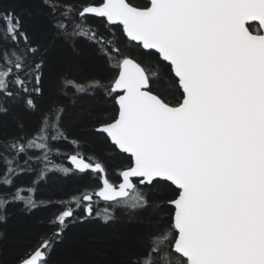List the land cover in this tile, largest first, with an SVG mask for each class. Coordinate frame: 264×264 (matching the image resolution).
I'll return each instance as SVG.
<instances>
[{
  "label": "snow or ice",
  "instance_id": "1",
  "mask_svg": "<svg viewBox=\"0 0 264 264\" xmlns=\"http://www.w3.org/2000/svg\"><path fill=\"white\" fill-rule=\"evenodd\" d=\"M33 2L34 11L0 6V118L17 128L0 134V186L11 189L0 191V222L11 203L43 205L36 194L51 174L88 175L98 187L48 201L55 231L14 264H49L70 225L116 223L117 209L139 226L135 241L93 249L91 264H264V0ZM89 18H103L109 35ZM80 40L96 46L109 80L66 70L53 55L58 42L79 55ZM93 102H111L116 114L92 118ZM81 103L75 118L88 116L87 131L128 154L119 183L82 151L86 137L69 138L67 113ZM25 173L32 181L17 184Z\"/></svg>",
  "mask_w": 264,
  "mask_h": 264
},
{
  "label": "trees",
  "instance_id": "2",
  "mask_svg": "<svg viewBox=\"0 0 264 264\" xmlns=\"http://www.w3.org/2000/svg\"><path fill=\"white\" fill-rule=\"evenodd\" d=\"M79 2V0H76ZM136 4L143 5L146 0H134ZM2 7H16L19 11L21 6L27 7L30 10L35 9L36 5L33 0H0ZM41 17L33 16L31 23L33 30L36 31L42 40L48 37L44 35L47 31L45 26L41 23ZM25 20L28 21L27 15ZM103 18H89L88 23L96 27L102 35L108 36V31L105 30V25L102 23ZM119 46L124 49V41L126 37L122 34L120 28H113ZM77 46L80 49L79 55H73L67 45L58 42L54 49L53 55L62 60V67L69 71L79 70L82 75H95L109 80L113 73L105 67V61L101 56L97 55L96 46L90 45L86 41H77ZM135 54V53H133ZM51 87V81H49ZM87 101V98H85ZM86 103H81L77 108H70L66 117V128L69 138L72 137H86L89 146L83 148L82 151L86 155L99 158L105 163L108 169V178L113 183H119L121 177L115 173L130 164L128 154H114L109 143L102 136L95 135L87 131V124L89 117L83 116L82 118H75L78 115L80 107H86ZM91 117L94 119L108 118L116 114V106L108 103H92ZM22 115V114H21ZM32 123L31 127L35 126L38 117L30 118ZM17 132L15 121L11 117L0 118V134H15ZM62 152H72L73 146L68 143L59 144ZM54 159H57L55 156ZM61 160L57 159V163ZM63 163L66 166H71L67 160ZM3 169L0 167V172ZM33 179V174H23L16 180L17 184H29ZM90 187H98L94 182L89 180L88 175L75 176L69 175L64 177L60 173L51 174L47 184H40V191L36 194L38 200H43L44 204L28 211L25 209L23 203H11L7 207V221L0 222V259L5 261V264H14V262L21 256L29 251H33L42 242L51 236L55 229L50 225L49 221L53 219L54 214L58 209L54 206L48 205V201H60L65 198L71 197L76 194L79 189L84 185ZM0 191H11V189L3 188L0 186ZM105 205L100 203L99 207L103 208ZM170 212L171 209L165 210ZM146 213H140L145 215ZM116 216L119 218L116 223H109L105 225L102 220L96 218L95 220L87 223H78L70 225L64 234L63 240L57 242L51 253L49 264H91L92 261L99 260L100 258L93 253V249H102L106 244L113 245L117 243H124L125 237L128 242L134 243L135 235L138 229L136 224H123L121 210H116ZM119 236L120 240L117 241L115 237ZM111 238V239H110ZM116 258L114 250L109 251V260Z\"/></svg>",
  "mask_w": 264,
  "mask_h": 264
},
{
  "label": "water",
  "instance_id": "3",
  "mask_svg": "<svg viewBox=\"0 0 264 264\" xmlns=\"http://www.w3.org/2000/svg\"><path fill=\"white\" fill-rule=\"evenodd\" d=\"M68 162V161H67ZM70 164V162H68ZM122 179V178H121ZM121 182V181H120Z\"/></svg>",
  "mask_w": 264,
  "mask_h": 264
}]
</instances>
